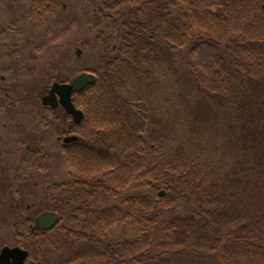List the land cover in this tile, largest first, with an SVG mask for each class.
Masks as SVG:
<instances>
[{
    "label": "trees",
    "instance_id": "1",
    "mask_svg": "<svg viewBox=\"0 0 264 264\" xmlns=\"http://www.w3.org/2000/svg\"><path fill=\"white\" fill-rule=\"evenodd\" d=\"M77 11L94 61L58 44L49 77L95 80L56 146L68 173L44 190L59 220L33 233L38 260L264 264V0H29L25 16L53 40ZM52 153L27 147L15 178L53 174Z\"/></svg>",
    "mask_w": 264,
    "mask_h": 264
},
{
    "label": "rangeland",
    "instance_id": "2",
    "mask_svg": "<svg viewBox=\"0 0 264 264\" xmlns=\"http://www.w3.org/2000/svg\"><path fill=\"white\" fill-rule=\"evenodd\" d=\"M28 5L29 0H0V247L13 241H18L21 248L27 246L30 241L25 231L27 224L23 223L32 221L36 212L50 208L51 201L45 193L49 183L68 173V165L55 153L56 146L62 143L58 137L67 136L70 118L59 107L45 117L46 126L40 122L44 112L40 97L54 81L49 77L52 67L60 63L52 62L56 51L53 46H70L77 57L73 63L80 70L94 61L81 44L83 39L91 42L93 34L76 20L78 11L70 13L74 18L70 33H58L53 40H46L42 35L44 25L25 16ZM77 49L81 51L79 56ZM40 144L53 152V174L35 172L15 178L24 150ZM118 231L121 233L122 229Z\"/></svg>",
    "mask_w": 264,
    "mask_h": 264
},
{
    "label": "water",
    "instance_id": "3",
    "mask_svg": "<svg viewBox=\"0 0 264 264\" xmlns=\"http://www.w3.org/2000/svg\"><path fill=\"white\" fill-rule=\"evenodd\" d=\"M80 49L76 55H80ZM95 80V74L90 71H81L73 76L68 82L53 81L48 91L40 97L41 104L55 109L61 106L70 116L75 124L83 119V111L75 106L72 96L91 85ZM77 135H67L62 138L63 143L75 141ZM160 195L163 194L161 190ZM59 217L53 211H43L34 218V228L39 230H51L58 222ZM27 251L19 246L4 245L0 249V264H25Z\"/></svg>",
    "mask_w": 264,
    "mask_h": 264
},
{
    "label": "flooded vegetation",
    "instance_id": "4",
    "mask_svg": "<svg viewBox=\"0 0 264 264\" xmlns=\"http://www.w3.org/2000/svg\"><path fill=\"white\" fill-rule=\"evenodd\" d=\"M43 107L49 108L47 106H43ZM59 107H61V106H58L55 109H58ZM69 117H70V120L72 121L70 115H69ZM67 135H71V134L67 133ZM62 137H64V135ZM62 137H58V140H61V142H62ZM61 144L65 145L64 143H61ZM35 216L32 218V221H29L27 223V227H28V231L29 232L26 233V236L28 237V240L30 242H27L28 247L26 246L25 248H23V249H25L27 251V256H26L25 261H24L25 264H44V263H42V260H38V258L36 257V254H35V248L34 247L32 248V246H33V241H32L33 240V233L39 232V231H46V230H39V229H35L34 228V218H35ZM4 245L5 244H3L2 246H4ZM2 246L0 247V249L2 248ZM11 246H15V245H11Z\"/></svg>",
    "mask_w": 264,
    "mask_h": 264
}]
</instances>
